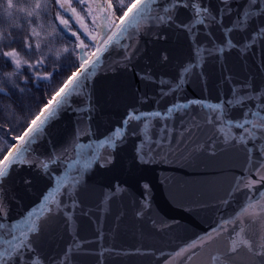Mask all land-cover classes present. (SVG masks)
I'll list each match as a JSON object with an SVG mask.
<instances>
[{"label": "snow or ice", "instance_id": "1", "mask_svg": "<svg viewBox=\"0 0 264 264\" xmlns=\"http://www.w3.org/2000/svg\"><path fill=\"white\" fill-rule=\"evenodd\" d=\"M158 164L200 174L160 183L213 213L201 232L153 207L135 174ZM94 201L119 204L114 231L131 213L140 243L104 247ZM106 253L264 264V0H0V264Z\"/></svg>", "mask_w": 264, "mask_h": 264}, {"label": "water", "instance_id": "2", "mask_svg": "<svg viewBox=\"0 0 264 264\" xmlns=\"http://www.w3.org/2000/svg\"><path fill=\"white\" fill-rule=\"evenodd\" d=\"M61 128L64 130L71 129V119L65 118L61 124ZM136 176H143L144 179L152 185V203L153 207L159 209L162 214H166L167 217H175L180 219L182 227L180 231L187 228L189 232H201L206 228L208 220L213 217V213L210 211H199V214L193 212L191 214L183 212L181 209L173 207L169 203L168 191L163 184L160 183L164 176L171 177L169 181L171 186H175L178 182L184 180L199 179L200 174L193 172L192 170L182 168L176 165H150L145 170L135 174ZM122 179L129 180L131 185V193L139 198L141 189L137 186L135 179H129L127 174L121 176ZM98 201L93 202L94 215L93 220L98 219L104 215L105 220L103 222L104 240L103 246L106 248L115 247L118 252L120 250L128 251L134 246L140 243L139 234L136 229L139 225L133 220L131 213H129L120 223V226L115 231L114 229V217L118 211L119 204L114 203L109 213L103 214L95 209V204ZM79 224L82 226L80 229V235L87 239L97 238V225L90 222L87 218H80ZM147 243H156L158 246L164 247L165 251L170 250V247L175 246V242L168 245L167 238L161 243L160 237L154 236L147 239ZM100 242L97 241L96 250L99 251ZM106 264H151L150 260L138 256H125L122 254H105ZM84 264H97L94 257H85Z\"/></svg>", "mask_w": 264, "mask_h": 264}]
</instances>
